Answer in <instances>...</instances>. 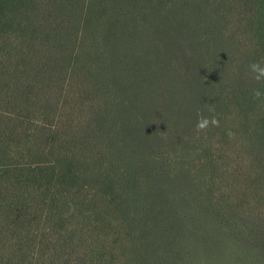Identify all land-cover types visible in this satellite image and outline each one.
<instances>
[{
	"label": "trees",
	"instance_id": "trees-1",
	"mask_svg": "<svg viewBox=\"0 0 264 264\" xmlns=\"http://www.w3.org/2000/svg\"><path fill=\"white\" fill-rule=\"evenodd\" d=\"M147 39L202 177L143 146ZM0 264H264V0H0Z\"/></svg>",
	"mask_w": 264,
	"mask_h": 264
},
{
	"label": "rangeland",
	"instance_id": "rangeland-1",
	"mask_svg": "<svg viewBox=\"0 0 264 264\" xmlns=\"http://www.w3.org/2000/svg\"><path fill=\"white\" fill-rule=\"evenodd\" d=\"M139 42L134 52L136 55L134 59L129 56V62L128 54L122 51L121 47L111 49L110 52L116 50L115 54L108 55L117 65L124 61L125 67L132 71L127 74L125 85L136 94L138 108L145 110L144 116L152 119V125H149L150 119L146 121L148 129L141 136L145 151L150 153L148 158L157 157V163L161 162L164 167L179 172L190 171L202 177L204 167L200 162L202 156L199 148L204 140L200 139V130L192 128L184 140L183 130H179L178 124L172 120L181 119L180 124L188 119L181 94L186 74L183 69L172 65L170 59L165 56L176 58L177 52L171 49L169 53L156 55L146 47L149 39L145 43L141 40ZM107 67L112 68L110 60L108 66L102 67V70L106 72ZM172 102L174 105H171ZM171 116L172 119H169Z\"/></svg>",
	"mask_w": 264,
	"mask_h": 264
},
{
	"label": "clouds",
	"instance_id": "clouds-1",
	"mask_svg": "<svg viewBox=\"0 0 264 264\" xmlns=\"http://www.w3.org/2000/svg\"><path fill=\"white\" fill-rule=\"evenodd\" d=\"M258 66L253 65V69L255 70ZM212 123H215L213 120ZM209 124V121L207 119H202L197 122V129L198 130H205Z\"/></svg>",
	"mask_w": 264,
	"mask_h": 264
}]
</instances>
